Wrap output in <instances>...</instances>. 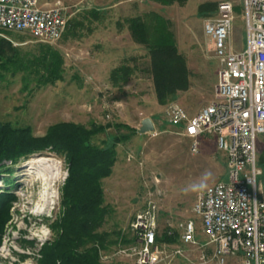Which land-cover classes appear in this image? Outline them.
Masks as SVG:
<instances>
[{"label":"rangeland","instance_id":"374dc122","mask_svg":"<svg viewBox=\"0 0 264 264\" xmlns=\"http://www.w3.org/2000/svg\"><path fill=\"white\" fill-rule=\"evenodd\" d=\"M51 2L59 4L67 17V28L60 40L47 42L5 31H0V38L17 49V59L22 63L47 46L58 51L63 59V78L54 85L39 84L33 75L0 67V122L14 128H29L35 137L44 136L50 126L61 122L85 127L91 124L126 126L110 128L92 140L93 144L102 146L103 142L109 144L114 136H128L115 146L116 162L111 175L102 182L109 214L101 231L119 232L123 239L100 251L101 262L136 264L135 256L122 251L137 245L131 224L152 200L158 205L156 237L165 230L173 237L169 243L156 241L160 251L158 264H218L213 258V246L206 245L201 219L193 212V205L201 190L227 180L225 155L207 137L201 142L199 152L191 153L189 139L179 133V128L164 121V110L176 103L191 117L212 100L218 63L203 25L206 20L218 17L221 3L229 2L233 8V24L228 44L234 51H241L246 43L242 0H186L181 4L151 0ZM204 3L217 4L216 12L199 15L198 8ZM152 12L169 23L189 73L188 88L178 91L164 104L156 98L148 50L132 38L125 23L126 18ZM96 42H108L102 49L99 67L94 59ZM6 55L14 54L8 50ZM122 63L132 73L126 83L113 85L111 72ZM144 118L153 121L155 132L137 131ZM41 156L60 165V176L54 184V201L43 213L37 214L40 180L32 177L28 165ZM257 156L264 161V135L258 137ZM259 167L263 169L262 164ZM4 176L5 173L0 174V191L8 188L2 179ZM10 177L8 191L16 200L11 202L9 220L0 235V264H40L42 247L55 237L52 225L61 211V189L68 177V163L62 154L47 151L21 161L11 170ZM190 222L195 228L197 246L181 241L183 227ZM40 227L45 228L44 238L35 235ZM4 244L8 245V254L1 252ZM177 249L182 253L177 254ZM225 264H242V257H228Z\"/></svg>","mask_w":264,"mask_h":264},{"label":"built area","instance_id":"2783aa9c","mask_svg":"<svg viewBox=\"0 0 264 264\" xmlns=\"http://www.w3.org/2000/svg\"><path fill=\"white\" fill-rule=\"evenodd\" d=\"M242 3L246 43L241 51L228 44L233 24L229 2L221 3L218 17L203 25L218 63L212 100L191 117L176 103L164 110V121L189 139L191 153L199 152L207 137L225 155L227 180L201 190L193 205L218 264L234 256H241L242 264H264V161L257 156L258 137L264 135V0ZM66 28L64 9L51 0H0V31L55 42ZM157 220L158 205L151 200L131 224L137 245L122 253L135 256L136 264L159 263ZM181 241L198 245L191 222L183 227Z\"/></svg>","mask_w":264,"mask_h":264},{"label":"trees","instance_id":"16d2710c","mask_svg":"<svg viewBox=\"0 0 264 264\" xmlns=\"http://www.w3.org/2000/svg\"><path fill=\"white\" fill-rule=\"evenodd\" d=\"M151 1L181 4L186 0ZM216 10L217 4L204 3L199 6L198 14L213 15ZM125 23L132 38L148 50L157 101L164 104L178 91L187 89L189 73L184 58L178 53L169 23L153 12L126 18ZM8 50L14 55L7 56ZM17 54V49L0 38V67L33 75L39 84L54 85L63 78V59L53 48H41L25 63L17 59ZM131 73L132 69L122 63L112 70L110 83H126ZM124 127L119 124L85 127L61 122L50 126L44 136L35 137L29 128H14L0 122V174L5 173L2 179L8 188L12 183L11 170L33 155L55 151L68 163V177L61 189V211L52 225L55 237L42 247L40 264H104L100 251L123 239L119 232L101 231L109 214L102 182L111 175L116 162L115 146L128 136H114L109 144L103 142L102 146L93 144L92 140L96 135L106 134L110 128ZM8 188L0 191V235L9 220L11 202L16 200ZM114 236L115 240H111ZM156 241L169 243L173 237L165 230Z\"/></svg>","mask_w":264,"mask_h":264},{"label":"bare ground","instance_id":"6f19581e","mask_svg":"<svg viewBox=\"0 0 264 264\" xmlns=\"http://www.w3.org/2000/svg\"><path fill=\"white\" fill-rule=\"evenodd\" d=\"M28 166L30 173L33 174L32 177H36L37 180H40L39 198L35 206V212L40 214L43 213L48 205H50L55 199L54 184L60 176V165L50 158L41 156L34 159ZM36 232L35 235L37 238H44L46 236L44 227H40ZM7 250L8 245L4 244L1 248L2 254L5 252L7 253ZM24 264L29 263L26 262Z\"/></svg>","mask_w":264,"mask_h":264},{"label":"water","instance_id":"95a60500","mask_svg":"<svg viewBox=\"0 0 264 264\" xmlns=\"http://www.w3.org/2000/svg\"><path fill=\"white\" fill-rule=\"evenodd\" d=\"M154 130H155V127H154L153 121L150 118H144L141 121V125L138 131L141 134H145V133H152L154 132Z\"/></svg>","mask_w":264,"mask_h":264},{"label":"crops","instance_id":"0c3cea01","mask_svg":"<svg viewBox=\"0 0 264 264\" xmlns=\"http://www.w3.org/2000/svg\"><path fill=\"white\" fill-rule=\"evenodd\" d=\"M97 43V48L96 51H94L95 57L94 59H96V66H101L102 65V49L106 48V46L108 45V42H96ZM102 46V48H101ZM119 47H122V44L119 45Z\"/></svg>","mask_w":264,"mask_h":264}]
</instances>
